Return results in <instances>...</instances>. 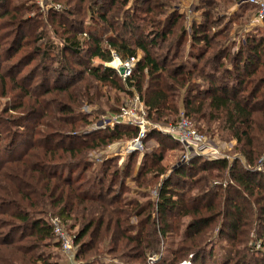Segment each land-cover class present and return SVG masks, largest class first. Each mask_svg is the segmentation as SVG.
Instances as JSON below:
<instances>
[{
  "label": "trees",
  "instance_id": "obj_1",
  "mask_svg": "<svg viewBox=\"0 0 264 264\" xmlns=\"http://www.w3.org/2000/svg\"><path fill=\"white\" fill-rule=\"evenodd\" d=\"M176 1L51 0L62 9L43 12L33 0L38 20L25 18L32 6L9 10L13 0H0V82L2 97L11 98L0 115V264H59L46 250L61 249L52 217L77 228L76 260L90 256L78 264H105L102 257L115 253L146 264L171 233L180 235L173 259L155 264H205L215 227L217 238L229 242L219 264H264V33L236 43L232 26L249 19H214L228 0H202L207 10L188 28ZM40 20L39 31L30 26ZM49 26L65 37L63 46H37ZM115 57L138 58L126 84L106 65ZM103 86L138 95L148 119L163 127L183 111L201 134L235 142L237 156L179 161L158 187L156 203L125 199L127 181L148 188L151 174L168 172L163 152L137 172L135 153L125 168L119 157L93 156L138 134L130 126L88 130L89 116L79 110L85 102L96 107ZM153 135L163 137L160 147L182 152L170 136L152 130L147 138Z\"/></svg>",
  "mask_w": 264,
  "mask_h": 264
},
{
  "label": "rangeland",
  "instance_id": "obj_2",
  "mask_svg": "<svg viewBox=\"0 0 264 264\" xmlns=\"http://www.w3.org/2000/svg\"><path fill=\"white\" fill-rule=\"evenodd\" d=\"M191 1L192 0H177L174 3L175 6L177 5L176 8H179L181 10V12L186 14V17L188 19V23H187L188 28H189V25H191L192 21H197V20L201 19V13L203 11L207 10L206 5L201 3L202 0H197V1H193L192 3H189ZM232 1L228 0L227 2H224L225 7H222L221 11L218 12L217 14L215 13L216 16H214V19H215V21H219L222 18V16H226L227 20H229L230 18L234 19L236 17L243 18L242 21H246L247 19H249V20L251 19L250 26H249V24L247 26H245L240 21H236V22L234 21L235 23L232 26L231 32L234 33L236 31L239 34V35L235 36V37H237L236 43L242 44V43H245V37L244 36H246V33L249 34L252 31L254 32V27L257 24H263L264 21H262L260 23H254L255 17H256V12H255L256 10H255V8L251 7L248 4L247 0H241L240 4H238L236 2H232ZM26 2H28V3H26ZM23 4H26L27 6H32V8H33L30 13H25V14H27L25 16V18L31 19V18H34V16H35V18H38L37 14H39V13H37V12H40L41 10L39 11L38 8L37 9L34 8L33 0H13V4H12V6L9 7V10H11V7L13 8L16 5L21 6ZM184 5H188V6H186V8H184ZM240 6H242V7L240 8ZM2 12H5V9L3 10L0 6V14H2ZM43 12H46V11H43ZM43 14H45V13H43ZM7 18L8 17L4 18L3 20L5 21ZM39 18L41 19L42 17H39ZM39 18H38V20H39ZM241 18H238V20H240ZM32 25H35L37 27L39 26L38 31L41 28H43V23L41 20L36 21V22L34 21V23L30 24V26H32ZM260 27H258V29H257L258 33H264V25H261ZM47 30L49 32V35L45 31V34H47V36L43 40L37 42V46H40L41 44L46 45L50 41L54 42L55 44L63 46V41H64L65 37H63L62 35H59V36L56 35V33L53 31L54 29L51 26L47 27ZM30 38L32 39L30 41L35 40L34 39L35 37H33V38L30 37ZM83 38H86V36L84 35ZM35 45H36V43H35ZM31 46L33 48L34 45L32 44ZM141 56H142V54L140 53L139 57H141ZM63 60H69V62L71 64L74 63V61H72L71 59L66 58V57H63V59H61V61H63ZM119 60L114 59L111 63H108L107 66L115 69V67H117L120 64ZM14 61H16V58L14 59ZM94 62L97 63L98 59H95ZM121 62H123V61H121ZM27 65H28V67H25L24 69H28V68L34 66L35 63L34 62L28 63ZM23 66H26V65H23ZM122 83L126 84V82H124V81H122ZM2 86L3 85L0 82V115H2V109L6 105L7 101H9V103H11V98L6 99V98L2 97ZM97 89H98L96 91L97 92V102L94 104L96 107H93L92 104H88L87 102H85L84 105H82V108L79 110L83 114L89 116V121L91 122V125H90V128L88 130H93V131L94 130H107V129L113 130L117 127H120V128L123 127L124 128L126 126L136 128L133 126L134 124H131L128 122L129 121L128 119H125L120 124H114V125H111V124L108 125L107 122L110 123L109 120H111L113 116L119 115L121 108L127 107L133 101V99L138 95H135L134 97L131 98L126 93L118 92L115 89L104 88V86L101 88L97 87ZM96 92H95V95H96ZM141 103H143V102L141 101ZM143 107H145L144 103H143ZM182 113H184V112L181 111V114ZM147 119H148V117H147ZM148 121H150L153 125H156V126L160 125L159 123L156 124L149 119H148ZM161 125H163V124H161ZM215 129H217V128H215ZM152 130L160 132L157 129H151L150 131H152ZM216 135H218V134H216ZM205 137H206V140L208 141V143L212 147H215V149H217V148L219 149V151L221 152L219 154H222V156L225 157V159H228L229 161H233L235 159V156H237L234 153H232V151H231L233 146L235 145V142L226 143V142L219 141L218 138H215L214 140H212L207 136H205ZM135 138H132L129 140L115 141L113 144H111L107 148L99 150L98 153H94L93 156L102 157V156L108 155V156L115 157V158L119 157V160H117L118 166L121 168H125L124 166L128 162V159H127L128 156L135 153L134 154L135 156H134L133 167L135 168L134 171L137 172L145 164V161L148 160V158L151 155H153L154 153L160 154L161 152H163L164 158H163V161L161 164L166 169V172H168V173H165L163 176H159V177H152V174H151V176L149 177V178H151V184H150V186H148V188H143L145 185L137 187V185L131 180L127 181L124 184L126 187V190L128 191L124 195L125 199L132 200V201L137 200L141 204L148 206V204H147L148 202L154 201V203H156L157 196H158V187L163 182V180H165V178H167V176L170 174L172 168L177 163H179L180 157H181V152L179 151L178 148L172 149V147H170V145H167L166 147L165 146L160 147L159 141H157V139L163 138V137H156L154 135L149 137V138H146L144 140V142H143L144 147L142 150H131V152L127 151L130 148L131 141H133ZM99 159L100 158L95 159L97 165L100 164ZM191 181H192V178H189L187 181H183L182 183L184 186H189ZM116 186H118V184ZM145 190H147V191H145ZM151 192H153V194ZM48 219L50 220V218H48ZM136 223H137V219L134 218L132 220V224H136ZM63 226L73 241L72 248H73V252L75 254L74 259H72V260L69 259L68 255L64 254V252L59 247H58V249L53 247V248L46 249L47 252H50L53 254L52 261L59 262V264H74V263L78 264L79 261L89 260L90 256L88 257V254H86L83 257V259L76 260V254L78 252L79 245L75 244L74 238H75V235L77 232V228L75 230H70L69 227L66 226L65 224H63ZM183 228H184V226L182 227L181 232L183 231ZM209 231H211V230H209ZM217 232H218V228L215 227V229L213 231V239H212L213 240L212 245L215 244V246H211L209 248V251H207V253L204 254L203 259L205 260V264H212V262H214V260L217 261L216 264H219V262L223 261L224 260L223 258H225L227 255L226 254L227 253L226 248H228L229 242H226L223 239L219 240L217 238ZM178 236H180V235H176L173 233L169 234L167 236V238H165L162 241V247L160 248L159 254H157V255L151 254L149 256L146 264H155V263H157L158 260H161L162 258L164 261L170 262L173 259L172 251L175 250L177 245L179 244L178 243V240H179ZM18 238H19V236H18ZM253 238H255V237L253 236ZM210 251H212L213 254L209 255V253H211ZM101 260L105 264H141L140 261H134V260L127 259V258L124 260H120L118 257V253H115L113 255H107L106 254L102 257ZM191 262L193 264H196L193 261H191Z\"/></svg>",
  "mask_w": 264,
  "mask_h": 264
},
{
  "label": "built area",
  "instance_id": "obj_3",
  "mask_svg": "<svg viewBox=\"0 0 264 264\" xmlns=\"http://www.w3.org/2000/svg\"><path fill=\"white\" fill-rule=\"evenodd\" d=\"M247 2L256 10L254 23L264 21V0H247ZM36 3L42 11H47L51 8H55L56 10L62 9L61 5H53L51 0H36ZM114 59L119 60L117 57ZM119 62L120 64L115 67L114 70L123 81H126L131 78L138 63V58H130L124 62L119 60ZM120 68H123V73L120 72ZM146 114V108L143 107V103H141L140 98L136 96L127 107L121 108L119 115L113 116L112 119L109 120L110 123L107 122L108 125H114L120 124L125 119H128V122L134 124L133 126L138 129L137 137L131 141L130 148L127 151L131 152V150H142L144 147L143 142L147 138L150 130L157 129L170 136L173 140L180 144L182 147L180 162H187L196 156H202L212 161L225 158L222 154H219L221 152L218 148L215 149V147H212L206 140V137L197 131L194 124L185 117L184 113L181 114L180 120L177 123L171 124L168 127L153 125L150 121H148ZM51 224L55 238L60 242L61 250L64 254L68 255L69 259H74L75 254L72 248L73 241L68 232L65 230L62 221L59 217H54L51 219ZM180 264L193 263L191 261H184V263L182 262Z\"/></svg>",
  "mask_w": 264,
  "mask_h": 264
},
{
  "label": "crops",
  "instance_id": "obj_4",
  "mask_svg": "<svg viewBox=\"0 0 264 264\" xmlns=\"http://www.w3.org/2000/svg\"><path fill=\"white\" fill-rule=\"evenodd\" d=\"M193 1H197V0H192V1L189 2V3H192ZM187 3H188V2H187ZM189 5H190V4H189ZM186 6H188V5H184V8H186ZM240 8H241V7H240ZM250 23H251V19L248 21L249 26H250ZM248 24H247V25H248ZM247 25H246V26H247ZM261 25H264V23H263V24H257V25L254 27V32H253V31H252V32H253L254 34H257V33H258V30H257V29H258V27H260ZM260 28H261V27H260ZM247 34H248V33H246V35H247ZM244 37H246V36H244Z\"/></svg>",
  "mask_w": 264,
  "mask_h": 264
},
{
  "label": "water",
  "instance_id": "obj_5",
  "mask_svg": "<svg viewBox=\"0 0 264 264\" xmlns=\"http://www.w3.org/2000/svg\"><path fill=\"white\" fill-rule=\"evenodd\" d=\"M120 72H121V73H123V72H124L123 68H120Z\"/></svg>",
  "mask_w": 264,
  "mask_h": 264
}]
</instances>
